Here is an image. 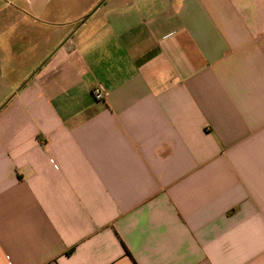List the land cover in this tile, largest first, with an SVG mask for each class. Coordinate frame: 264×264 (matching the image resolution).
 <instances>
[{"label":"crops","instance_id":"obj_1","mask_svg":"<svg viewBox=\"0 0 264 264\" xmlns=\"http://www.w3.org/2000/svg\"><path fill=\"white\" fill-rule=\"evenodd\" d=\"M0 264H264V0H0Z\"/></svg>","mask_w":264,"mask_h":264},{"label":"built area","instance_id":"obj_2","mask_svg":"<svg viewBox=\"0 0 264 264\" xmlns=\"http://www.w3.org/2000/svg\"><path fill=\"white\" fill-rule=\"evenodd\" d=\"M92 95L96 101H101L103 99V94L99 89H94Z\"/></svg>","mask_w":264,"mask_h":264}]
</instances>
